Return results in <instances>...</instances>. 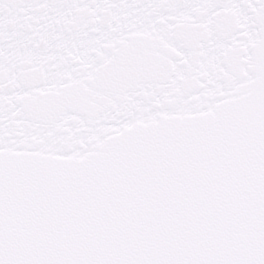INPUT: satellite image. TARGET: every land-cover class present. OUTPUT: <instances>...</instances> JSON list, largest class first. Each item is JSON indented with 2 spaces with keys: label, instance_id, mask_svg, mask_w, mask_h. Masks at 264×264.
Wrapping results in <instances>:
<instances>
[{
  "label": "snow or ice",
  "instance_id": "snow-or-ice-1",
  "mask_svg": "<svg viewBox=\"0 0 264 264\" xmlns=\"http://www.w3.org/2000/svg\"><path fill=\"white\" fill-rule=\"evenodd\" d=\"M0 264H264V0H0Z\"/></svg>",
  "mask_w": 264,
  "mask_h": 264
}]
</instances>
